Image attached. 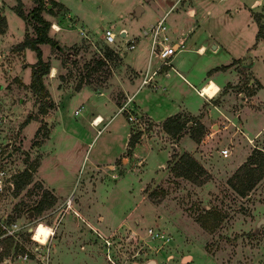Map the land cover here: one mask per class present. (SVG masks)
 <instances>
[{"label":"rangeland","instance_id":"1","mask_svg":"<svg viewBox=\"0 0 264 264\" xmlns=\"http://www.w3.org/2000/svg\"><path fill=\"white\" fill-rule=\"evenodd\" d=\"M52 1L44 0L40 14L61 27L50 25L49 35L63 50L40 44L52 66L43 79L54 104L41 113L17 72L25 59H37L34 50L22 58L16 48L36 35V2L0 0V164L32 173L18 193H0V215L30 227L0 238V264H264V175L246 194L233 186L246 183L240 167L253 149L264 150V133L253 137L264 131V91L261 102L251 97L254 77L264 80V37L253 19L262 14L264 23V0H181L167 20L185 38L174 65L192 85L172 74L166 91L144 86L134 99L142 85L138 49L105 58L103 27L138 35L177 0H62L69 8ZM202 76L223 84L209 80L199 95ZM173 112L187 119L179 139L161 125ZM97 113L102 121L94 124ZM136 133L139 144L129 152ZM224 147L229 154L220 153ZM184 152L204 170L196 168L194 178L175 165ZM47 190L53 204L37 211Z\"/></svg>","mask_w":264,"mask_h":264},{"label":"trees","instance_id":"2","mask_svg":"<svg viewBox=\"0 0 264 264\" xmlns=\"http://www.w3.org/2000/svg\"><path fill=\"white\" fill-rule=\"evenodd\" d=\"M36 2V7L33 9L32 13L34 14V18L39 22V25L35 27L36 35L34 37L26 36L24 41L18 43L16 45V48L19 50H24L25 48H30L35 51L37 55V60L33 64H30L31 66V80L29 82V88L31 91L35 94L37 98H39V112L45 113L47 112L48 107H52L54 104L52 101L48 102V99L50 98V92L48 88L46 87L44 83V75H46L51 66L50 61L43 58V52L42 48L40 47V44L43 43H51L54 46L58 44L55 42L52 37L49 35L50 25L51 21L44 19L40 11L44 6V0H34ZM52 4H57L58 6L65 7L62 3L53 0ZM51 12L52 8L49 9ZM18 15L23 17V11L18 9ZM262 14H255L254 18L257 21L258 24V32L257 37H264V23L261 21ZM4 30L0 29V33H3ZM114 52L112 48L107 46V49L105 51L104 57L111 56V54ZM103 57V58H104ZM103 62V59L99 60V63ZM32 119L31 115H28L26 120L24 121L25 124H27ZM162 128L165 132H167L170 136L173 138L179 139L182 135L185 133V128L187 126V119H185L184 115L180 113H174L169 116H167L162 121ZM192 137H195L192 135ZM140 137L139 133H136L134 135H131L128 141L129 145V152L130 149H132L135 144L138 142V138ZM175 165L180 169V174L189 178L193 177V171L196 170V168L201 169L202 167L199 165V163L188 153L184 152L182 153L175 161ZM242 170L241 174H244L241 176L240 173H237L236 176L240 179L246 180V183H242V187L233 185L241 194H246L250 189H252L257 182L262 178L264 175V150L262 149H253L251 154L248 156L245 163L242 164L240 167ZM239 168V169H240ZM204 171L201 169V172ZM244 176H247L244 178ZM32 179V173L30 172V169H24L21 171L20 174L17 175L16 181H15V192L18 193L25 184L30 182ZM47 199H51V201L47 202ZM54 196L49 193V191H44L43 199H41L38 202V205L36 207L37 211L44 209L46 206H50L53 204ZM42 227H38L37 230L40 231Z\"/></svg>","mask_w":264,"mask_h":264},{"label":"built area","instance_id":"3","mask_svg":"<svg viewBox=\"0 0 264 264\" xmlns=\"http://www.w3.org/2000/svg\"><path fill=\"white\" fill-rule=\"evenodd\" d=\"M180 1L181 0H177L174 2L170 9L158 17L156 21L142 29L138 35L129 37L128 31L125 28H121L118 34H116L111 27H103V42L114 51H118L122 47L127 50H135L140 43L146 44L148 60L145 67L142 69L141 80V84L144 86L155 87L157 85L156 76L158 74L162 73L168 75L171 71L175 70L174 57L178 52L186 48L184 39L180 38L177 33L171 29L167 20L169 13ZM55 24L56 23H52L51 25L55 31H59L61 27ZM80 32L84 34L85 37H88L84 30H80ZM197 91L199 95H203L201 87ZM76 112H79V110L77 109ZM129 118L133 120L134 117L130 115ZM94 120L95 118L93 121ZM6 143L12 146L10 140H7ZM3 145V143L0 144V151ZM229 152L230 149L228 147L220 149L222 155H227ZM16 174V170H11L9 167L0 164V193L15 189ZM70 202L71 198L67 200V203ZM27 226L28 223L26 222H19L16 219H9L7 215L4 217L0 215V238L16 237L23 231L30 230V227L27 228ZM24 255V257H28L27 252H25Z\"/></svg>","mask_w":264,"mask_h":264},{"label":"crops","instance_id":"4","mask_svg":"<svg viewBox=\"0 0 264 264\" xmlns=\"http://www.w3.org/2000/svg\"><path fill=\"white\" fill-rule=\"evenodd\" d=\"M64 6H66V7H68L62 0H59ZM188 4H190V0L189 1H187L186 2V5L188 6ZM143 6V5H142ZM69 8V7H68ZM185 12V11H184ZM160 14V13H159ZM158 14V15H159ZM179 14H181V13H179ZM158 15L156 14V16H154V20L153 21H151L150 23H148V25H150L151 23H153L154 21H156V19L158 18ZM252 17H253V15H251ZM156 18V19H155ZM253 19H254V21L256 22V24H257V21L255 20V18L253 17ZM58 24H56V26H57ZM146 26H148L147 24H145ZM257 26H258V24H257ZM170 27H171V29H173L176 33H177V35L180 37V38H182V39H185L184 37H182L181 36V29L180 28H178V27H175V28H173L171 25H170ZM122 28H125L127 31H128V33H129V29L127 28V27H122ZM134 31V30H133ZM257 31H258V28H257ZM134 33V32H133ZM1 35H3V34H0V36ZM257 36V35H256ZM204 46L205 47V44H200L199 46ZM185 46H186V44H185ZM198 46V47H199ZM40 47L42 48V51H45V47H43V46H41L40 45ZM218 47V44L217 45H215L213 48H217ZM136 49H138V50H136ZM135 50H136V52H137V58H139L140 60H143V58H144V61L142 62V61H140V60H138L139 62H137L138 64H140V66H141V68L143 69L144 67H145V64H146V62H147V60H148V50H147V46H146V44H142L139 48H136ZM134 50V51H135ZM183 51V50H182ZM182 51H180V52H182ZM28 52H30V48H25L24 50H22V58H23V54H25V58H26V55H27V53ZM180 52H178V53H180ZM177 53V54H178ZM44 57H45V53H44V55H43ZM37 60V59H36ZM36 60H27V59H25V62H26V65H22V66H20L19 67V69H18V73L20 74V77L22 78V82H23V84L26 86V85H29V82H30V80H31V66H30V64H33L34 62H36ZM19 62H21L20 60H19ZM22 63V62H21ZM229 64V63H228ZM255 65V62H251L250 63V66H248V70L249 71H251V69H252V67ZM175 66V65H174ZM54 67V66H53ZM229 68H232V67H229ZM224 68H222V66H218V68L216 69V72H218L219 70H223ZM224 71V70H223ZM211 72H209V74H210ZM214 73H215V71H214ZM172 74H176V75H178L179 77H181L182 79H184L186 82H188L190 85H192V83H191V81H190V79H188V77L187 76H185L183 73H181L179 70H178V68L175 66V70H173V71H171L168 75H165V74H158L157 76H156V81H157V85L155 86V87H151V86H148V87H150V89H152V90H160V91H166L167 90V86H166V84H165V78H168V77H170ZM208 77V78H207ZM195 79H197L196 77H194ZM258 82H259V87H258V89L256 90V92L251 96L252 98H254L253 100H255V99H257L258 100V102H261L262 100H259V98H261L262 96H260V95H262V92L264 91V80H263V78L262 77H254ZM165 79V80H164ZM204 79H207V81H204ZM209 80H213V81H215L218 85H219V88H220V85H222L223 83L222 82H219L218 80H216L215 78H213V76H202V77H200L199 79H198V82H200L201 84H200V87H202V85H204L205 83H207ZM252 80V79H251ZM164 83V84H163ZM222 83V84H221ZM146 87V86H145ZM29 88V87H28ZM142 88H144V85H142V86H140V87H138V88H135V90H133V92H132V96H133V99L135 98V95L139 92V91H141L142 90ZM100 94V93H99ZM132 99V100H133ZM56 102V101H55ZM56 105H57V103H56ZM241 110H242V108H241ZM179 111H185V112H188L187 111V109L186 108H183V107H181V108H179ZM179 111H177V112H179ZM177 112H173L172 114H174V113H177ZM201 112V110L198 112V113H200ZM198 113H196L195 115H198ZM192 114V113H191ZM97 115H100V114H96V117H97ZM171 115V114H170ZM101 116V115H100ZM169 116V115H168ZM102 117V116H101ZM163 121V120H162ZM241 121H243V120H241V119H239L238 118V120H237V122H238V124L239 125H237V127L239 128L240 126H242V122ZM160 123H161V121H160ZM234 127V126H233ZM235 128V127H234ZM240 130V129H239ZM239 130H235L234 129V131H235V133H237V134H239L240 132H239ZM165 132V131H164ZM246 133H244L245 134V136L248 134L247 133V131H245ZM52 133V132H51ZM51 133H50V135H51ZM128 133V132H127ZM165 133H167V132H165ZM264 133V131L263 132H261V130H258L257 132H255L254 133V135H253V137H257V136H259L260 134H263ZM129 134V133H128ZM128 134H127V136H128ZM168 134V133H167ZM186 134V133H185ZM184 134V135H185ZM169 135V134H168ZM249 135V134H248ZM248 135L246 136V137H248ZM252 137V136H251ZM47 140H49V138L47 139ZM248 140V139H247ZM249 141H250V139H249ZM139 143H137L136 144V146L138 145ZM136 146H135V148H136ZM41 166H42V163H41V165H40V168H41ZM43 176V175H42ZM43 178H44V183L48 186V188H50L51 190H53V191H55L56 192V188H55V186H53V184L48 180V179H45V177L43 176ZM89 246V248H91V249H89L88 251H89V253H93V251L95 250V248L92 246V245H88Z\"/></svg>","mask_w":264,"mask_h":264},{"label":"bare ground","instance_id":"5","mask_svg":"<svg viewBox=\"0 0 264 264\" xmlns=\"http://www.w3.org/2000/svg\"><path fill=\"white\" fill-rule=\"evenodd\" d=\"M56 25V24H55ZM205 49V47L202 45L198 48L199 51H203ZM52 75H54L55 72V68L53 67L51 69ZM202 88V87H201ZM202 90V89H201ZM219 90V89H218ZM205 94L203 93L202 96H204ZM102 121V117L100 115H97V117H95V120L93 121L94 124H99Z\"/></svg>","mask_w":264,"mask_h":264},{"label":"water","instance_id":"6","mask_svg":"<svg viewBox=\"0 0 264 264\" xmlns=\"http://www.w3.org/2000/svg\"><path fill=\"white\" fill-rule=\"evenodd\" d=\"M141 5H138L137 8H136V13L139 14L140 13V10H141ZM215 46V44H213V47ZM56 48L59 49V50H63V47L58 43L56 44ZM1 86V85H0ZM134 264H139V263H134ZM145 264H155V261L151 260V261H148L146 262Z\"/></svg>","mask_w":264,"mask_h":264},{"label":"clouds","instance_id":"7","mask_svg":"<svg viewBox=\"0 0 264 264\" xmlns=\"http://www.w3.org/2000/svg\"><path fill=\"white\" fill-rule=\"evenodd\" d=\"M41 231H44V229H43V228H41Z\"/></svg>","mask_w":264,"mask_h":264}]
</instances>
